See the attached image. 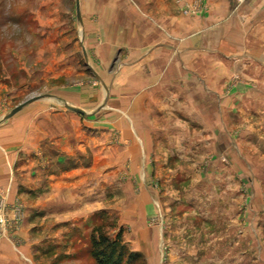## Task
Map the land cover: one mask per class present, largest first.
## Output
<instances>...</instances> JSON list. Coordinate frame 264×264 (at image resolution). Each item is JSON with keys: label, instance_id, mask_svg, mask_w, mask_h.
<instances>
[{"label": "rangeland", "instance_id": "obj_1", "mask_svg": "<svg viewBox=\"0 0 264 264\" xmlns=\"http://www.w3.org/2000/svg\"><path fill=\"white\" fill-rule=\"evenodd\" d=\"M99 1L77 0L76 5V0H0V137L6 139V146L0 144V164L8 168L11 179L18 176L17 164L24 158L18 151L19 132L28 135L29 128L41 121L35 110L57 112L70 105L88 112L79 115L80 120L108 121L104 115L112 108L110 73L121 50L96 69L100 61L82 34L84 12L90 11L93 19L97 8L112 7L99 5ZM126 2L116 1L118 7ZM239 5L234 3V7ZM203 6L185 3L180 12L194 15ZM181 78L184 84L185 77ZM226 80L224 85L213 86V99L207 101L204 85L190 81L182 85V94L193 97L199 112L206 113L213 106L208 120L217 126L221 125L222 96L231 93L242 78L233 73ZM36 95L40 97L3 119L15 105ZM51 118L53 123L62 119L57 114ZM189 119L182 116L181 124L190 125ZM231 119L228 125L233 132L228 140L222 135L227 149L221 148V134L211 148L200 139L202 134L186 133L182 128L180 149L166 163L159 160L156 165L150 160L152 164L131 166L132 174L121 170L115 181L102 182L109 188L91 200L83 198L79 208L31 210L30 206L44 198L19 191L13 195V180L11 185H1L0 264H17V260L95 264L89 236L100 224L110 235L121 227L122 237L138 226L141 244L137 248L143 252L126 242L141 255L135 264H264V146L237 142L238 125ZM197 120L203 125L205 118L202 115ZM2 128L8 129L3 132ZM228 170L232 175L227 179ZM127 188L130 196L124 194ZM141 189L150 196L140 197ZM92 207L97 209L88 212Z\"/></svg>", "mask_w": 264, "mask_h": 264}, {"label": "crops", "instance_id": "obj_2", "mask_svg": "<svg viewBox=\"0 0 264 264\" xmlns=\"http://www.w3.org/2000/svg\"><path fill=\"white\" fill-rule=\"evenodd\" d=\"M116 1L100 0L99 5L112 7L97 8L96 18H89L90 11L82 14L86 45L100 61L96 69L121 50L110 73L112 108L104 115L108 121L80 120L79 115L88 112L70 108L57 112L37 109L35 113L44 122L29 128L28 135L19 132L18 151L24 158L17 164L18 176L11 179L8 168L0 164V186L11 185L13 180V195L19 191L44 198L30 206L31 210L79 208L83 198L91 200L109 188L102 182L115 181L121 170L132 174L131 166L150 160L156 165L159 160L166 163L180 149L182 128L186 133L202 134L200 139L211 148L221 137V148L227 149L222 135L228 140L233 132L228 125L231 117L238 125L237 142L264 146V135L260 136L264 134V0H245L237 7L232 0H127L119 7ZM193 2L204 9L194 15L180 12L185 3ZM233 73L242 80L222 96L221 125L217 126L208 120L213 106L206 113L199 112L193 97L182 94V85L188 84L185 81L204 85L207 101L213 99V86L226 84ZM181 77H185L184 84ZM52 114L62 118L59 123L52 122ZM202 115L203 125L197 120ZM182 116L190 118V125L181 124ZM5 140L0 137V144L6 146ZM8 147L3 151L8 153ZM101 166H106L103 171ZM69 186L74 189L71 193L64 191ZM124 194L130 196L131 190L127 188ZM138 195L150 196L143 189ZM138 233L137 226L123 237L141 252Z\"/></svg>", "mask_w": 264, "mask_h": 264}, {"label": "trees", "instance_id": "obj_3", "mask_svg": "<svg viewBox=\"0 0 264 264\" xmlns=\"http://www.w3.org/2000/svg\"><path fill=\"white\" fill-rule=\"evenodd\" d=\"M122 232L119 227L110 235L102 224L92 229L89 236V252L95 264H135L138 261L140 253L127 245Z\"/></svg>", "mask_w": 264, "mask_h": 264}, {"label": "water", "instance_id": "obj_4", "mask_svg": "<svg viewBox=\"0 0 264 264\" xmlns=\"http://www.w3.org/2000/svg\"><path fill=\"white\" fill-rule=\"evenodd\" d=\"M76 5H77V0H76ZM77 12H78V9H77ZM39 97H40V95L32 96V97L27 98L26 100L20 102L19 104L15 105L10 111H8L3 116V119L11 117L16 112H18L20 109H22L25 105H27L28 103L32 102L33 100H36ZM67 107L70 108L71 110L77 111L79 113H84V111L82 109H80V108H77V107H74V106H70V105H67Z\"/></svg>", "mask_w": 264, "mask_h": 264}, {"label": "built area", "instance_id": "obj_5", "mask_svg": "<svg viewBox=\"0 0 264 264\" xmlns=\"http://www.w3.org/2000/svg\"><path fill=\"white\" fill-rule=\"evenodd\" d=\"M235 4L239 5L241 4L244 0H232ZM4 220V216L3 214L0 212V225L3 223ZM3 225V224H2Z\"/></svg>", "mask_w": 264, "mask_h": 264}]
</instances>
